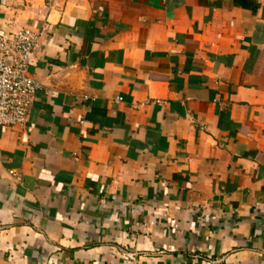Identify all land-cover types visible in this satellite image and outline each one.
I'll use <instances>...</instances> for the list:
<instances>
[{"label":"crops","instance_id":"0c3cea01","mask_svg":"<svg viewBox=\"0 0 264 264\" xmlns=\"http://www.w3.org/2000/svg\"><path fill=\"white\" fill-rule=\"evenodd\" d=\"M22 27L0 264H264V0H0Z\"/></svg>","mask_w":264,"mask_h":264},{"label":"built area","instance_id":"2783aa9c","mask_svg":"<svg viewBox=\"0 0 264 264\" xmlns=\"http://www.w3.org/2000/svg\"><path fill=\"white\" fill-rule=\"evenodd\" d=\"M39 40L40 33L28 27L0 37V127H25L28 123L40 89L29 71Z\"/></svg>","mask_w":264,"mask_h":264}]
</instances>
